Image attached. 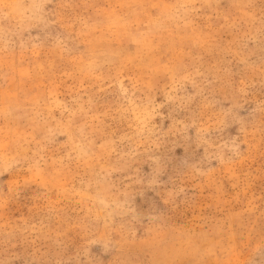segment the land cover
Wrapping results in <instances>:
<instances>
[{
	"label": "rangeland",
	"instance_id": "374dc122",
	"mask_svg": "<svg viewBox=\"0 0 264 264\" xmlns=\"http://www.w3.org/2000/svg\"><path fill=\"white\" fill-rule=\"evenodd\" d=\"M0 264H264V0H0Z\"/></svg>",
	"mask_w": 264,
	"mask_h": 264
}]
</instances>
